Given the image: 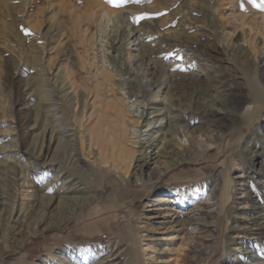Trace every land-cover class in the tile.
<instances>
[{
    "label": "rangeland",
    "instance_id": "rangeland-1",
    "mask_svg": "<svg viewBox=\"0 0 264 264\" xmlns=\"http://www.w3.org/2000/svg\"><path fill=\"white\" fill-rule=\"evenodd\" d=\"M151 1L127 0L120 6L112 4L115 12L109 17L101 15L100 27L98 18L94 23L96 65L110 66L111 57L115 63L114 79L122 85L125 103L134 115L147 111L152 120L150 124L129 122L130 130L140 135L134 146L138 149L140 145L152 144V149L157 142H164L163 133H170L172 128L179 134L170 133L168 137L185 144L176 107L189 99L196 79L219 77L223 81L218 87L208 89L207 97L202 100L213 111L210 119L223 123L221 140L158 177H153V172L163 166L162 158L156 154L148 157L140 170L130 165L123 176L111 164L94 162L98 159L94 146L90 147L91 154L86 155L87 131L94 125L96 115L92 107L94 96L80 88L74 93L64 70V66L73 65L75 69L77 66L64 25L71 19L70 11L83 10L85 0L42 4L35 13L41 20L40 24L38 19L35 21L36 28L26 20L30 0H0V195L5 197L3 190L10 188L17 198L6 202L16 208L24 190L22 186L41 194L40 187L53 180V191L58 188L68 191V184L82 189L67 193L77 201L66 219L35 232H28L26 225L16 224L19 217L26 220L20 216L21 210L15 215L13 212L8 219L6 211L0 210V264L18 261L24 264H189L191 247L205 233L196 224L182 221L188 215L195 216L198 209L191 210L188 197L182 204L174 203L172 197L156 205L152 201L168 190H188L217 175L221 183L226 176H237L241 181L232 190L226 207L216 212L217 243L204 264H222L226 259L230 264H264V171L255 172L260 162L264 163V90L261 98L254 100L241 70L247 65L264 86V53L254 59L241 42L228 45L223 39L225 32L218 22V13L225 16L233 13L226 2H218L220 9L215 0L209 6L199 0H153L157 11L150 14ZM59 5L68 9L66 13L60 12ZM147 23L157 31L150 33ZM120 26L131 32L121 37L117 43L119 50L114 51L107 48L108 37ZM187 36L193 40L188 42ZM144 43L153 48V53L140 60L136 50L143 49L140 45ZM160 73L163 76L156 94L165 95L167 101L169 95L177 98L171 108L162 102L145 104L149 93L158 89L154 82ZM234 85L245 96V101L235 109L228 103V92ZM222 115H228L227 119H222ZM197 126L198 121H192L188 131ZM205 134L195 133L202 142L206 140ZM50 136L44 160L55 161L47 166L38 163L36 157L43 152L46 138ZM80 139L86 145L84 152ZM157 149L153 151L156 153ZM256 151H261L262 156L259 155L254 168L250 163ZM64 167L84 174L87 180L81 181ZM10 170L17 175V186L8 177ZM25 172L36 180L37 186H31L30 180L23 184ZM247 193L250 198H245ZM203 201V196H199L198 202ZM199 211H203L201 207ZM56 213L54 208L48 214L50 221H55ZM252 223L259 224L251 227H260V236L251 234L248 226ZM107 244L112 246L111 250L84 263H78V256L64 258L61 253ZM132 251L137 255L135 260L131 257Z\"/></svg>",
    "mask_w": 264,
    "mask_h": 264
},
{
    "label": "bare ground",
    "instance_id": "bare-ground-1",
    "mask_svg": "<svg viewBox=\"0 0 264 264\" xmlns=\"http://www.w3.org/2000/svg\"><path fill=\"white\" fill-rule=\"evenodd\" d=\"M50 1L56 0H30V5H28L29 13L27 12L28 16L26 20L32 28H36V25H38L35 22L38 19L35 13L39 11L42 4L45 5ZM189 1L193 2L195 0ZM199 1L203 2L204 4H208L212 0ZM215 1L217 2V7L219 8V3L221 2H226L233 8V13H231V16H225L226 14L223 15L222 13H218L220 16V20L218 22H220V27L225 32L223 33V39L226 41V43L230 45L235 44L234 42H241L242 45H244V49L249 54H251L254 59L259 57L261 53H264V0ZM60 3L62 2L60 1ZM151 3L153 6L149 7L148 9V11H150V14L154 13L157 8L156 3H153V0L151 1ZM16 5L18 6V4ZM111 5L112 4L108 3L107 1L105 2L102 0H85V6L82 5V7L84 6L83 10L77 12H74L73 10L70 11L71 19L67 23V25H64L66 26L65 35L69 37V42L71 43L77 60L76 69L73 65L64 66L66 80L69 84V87L73 90L74 93H77L78 89L80 88L85 94H92L94 96L92 107L94 108V114L96 115L94 116V125L89 128V131H87L89 138L86 155H89L90 147L94 146L98 152V159H94V162L98 160L102 165L111 164L112 167L118 170L123 176L124 174H126L127 169L130 167V165L134 164L136 170H140L147 163V158L156 154L157 158H162L160 164H162L163 166L159 170L153 172V177H158L164 171L168 170V168L170 169V167L178 164L185 159L191 158L194 155L197 156L204 153L209 146L214 144L216 145L218 141L221 140V134L219 133H221L220 131L223 128V123L219 124L213 118L210 119V117L213 116V111L207 109L202 100L207 97L208 89L218 87L217 85L223 83V81L219 77H211L212 79L210 78L207 80H205L206 78L204 80L196 79L194 87H192V92L189 93V99H186V103H184L183 106H180L178 108L176 107V116L178 117V120L180 122L178 127L181 128L180 130H182V135L186 137L185 144H180L179 140L168 137V134L170 133L179 134L172 128V131H170V133H163V143L159 141L155 144L154 148H158L156 153L153 151L154 148L151 149L152 144H149L146 147L140 145L137 149L134 145L136 144L137 138H139L140 135L139 133L135 132L136 130H130V127L128 126L129 122L132 121L134 124L142 122H145V124H150L152 120L149 118L147 111L144 113L141 112L139 115H134L128 105L125 103V98L121 94L122 85L119 81L114 79L116 76V73L114 72V60L111 59V57L109 58L110 66H97L95 61L96 53L93 40L94 23L98 18L100 27L102 16L105 15L109 17L110 14L115 12ZM207 6H209V4ZM212 6L214 5L212 4ZM64 7L59 5L58 8L61 10L60 12L66 13L68 9L66 10V7ZM19 9L21 8L19 7ZM100 12H102V14ZM38 21L40 24L41 20L38 19ZM147 25L150 26V33L153 31H157L156 28L153 27L150 23H147ZM37 27L39 28V26ZM130 32L131 29L126 30L124 26H120L117 31H115L108 37L109 47L107 48L118 51L119 45H117V43H119L121 37L123 38L127 36ZM185 38L188 42L190 40H193L190 36H187ZM140 46H143V49L138 48L136 50L137 56L140 60L145 56L151 55L153 53V48L147 46V44L144 43ZM37 55L39 56V54ZM241 70L246 77L248 92L250 93V95H252V97H254V100L258 101L263 94L262 92L264 90V86L258 80L257 76L250 71L247 65H243ZM162 76L163 75L160 73L158 78L154 82V84H156L155 87H157L158 89L151 94L149 93V96L145 100V104L149 106L155 105L158 102H162L166 107L171 108L173 102L177 98L172 99V96L169 95L170 100L167 101L166 97H164L165 95L161 96L159 94H156V92H158L160 89L159 85L161 84ZM167 93L169 94V91ZM177 96L178 98H181V96ZM244 101L245 96L241 93L239 87H235L234 85V87L228 92V103L235 109L238 108ZM135 112L137 111L135 110ZM227 116L228 115H222V119L226 120ZM163 118L164 117L162 116L159 118V120H162ZM192 121H198L199 126H197V129H191L190 131H188V128L190 127V123ZM213 122H216V124H213ZM196 131L206 133V140L204 142L197 139L195 135ZM50 139L51 136L49 138H46L45 149L40 155H38V157H36V161L38 163L41 162L42 165L45 164L47 166H52L53 162L55 161L54 159L50 162H45L44 160L45 151L49 145ZM79 144L82 152H84V149H86V145L84 144L82 139L79 140ZM175 146H178L182 150L178 151ZM136 153L140 154L135 156ZM259 155L262 156L261 151L260 153L256 151L252 155L250 164L251 166L253 165L252 167L254 168L255 163L260 158ZM64 169H67L68 172H70V174L72 175H77V177L80 178L81 181L85 182L87 180V177L84 174L78 173L72 168L64 167ZM263 171L264 163L260 162V167L255 172L260 174L263 173ZM7 172L12 174H8V177L11 178V183L17 186L18 184L15 180L17 175H15V172L11 170ZM27 180H30L31 186H37L36 180L33 177L31 178L29 175L27 176L25 172L24 179L22 180L23 184ZM240 181L241 179L237 176H226V178H224L223 182L221 183L220 177L217 175L208 180H203L196 183L192 188H189L188 190H168L167 193L156 196L152 201V205H156L168 201L170 197H172L174 203L182 204L184 202V198L188 197V200L190 201L192 206L191 210L198 209V211H196V214L194 213L195 216L188 215L182 221L184 224H196V226H198V230L205 233V235L201 237V239L199 237L197 238L199 243H195L191 247L189 252L190 255L188 254L191 258L189 264H204L203 261L207 257V255L215 251V245L217 243L215 227V224L217 222L216 212H220L226 207L232 190L235 189L236 185H239ZM63 183L64 182H62V184L60 185L62 186ZM73 185L74 184H68L70 190L65 192L63 190H60L59 188L53 191L54 182L53 180H50V182L40 187L39 191L41 194H38L36 189L28 191L24 186H22V189L24 190L20 193L21 195L17 199L16 208H14L13 206L10 207L6 201L17 198V196L12 193V190L10 188L6 191L3 190V193H5L6 195L5 197L0 195V210L4 209L6 211V214H8L7 219L13 212L15 215L21 210L20 216L22 218H26V220L32 218V220L27 222L26 220L23 221V219L19 217L16 220V224L19 226L26 225L28 232H35L36 230L46 228L49 225H55V223L58 224L57 222L60 223L62 220L67 218V216L71 213L73 207L72 205H75V202L77 201L76 197L67 195V193H77L82 190H77V186L71 188ZM65 187H67V185ZM199 196H203L204 203L200 204L198 202ZM245 198H250V194L247 193ZM240 203H244V201H241ZM200 207L203 211H199ZM54 208L57 209L56 215L58 217L55 218V221H50L48 214L52 212ZM32 225L36 227H32ZM255 225L259 224L252 223L250 226H248V229L250 228L252 230L251 234L260 236V227H251ZM24 233L26 232L24 231ZM111 249L112 246H109L107 244L104 246H99L97 248L78 249L74 252L64 250L61 253L63 254L62 256H64V258H75L76 256H78V263H84L89 258ZM134 252L135 251H132L131 257L135 260L137 258V255ZM10 264L24 263L18 261L12 262ZM222 264H230L229 259L223 261Z\"/></svg>",
    "mask_w": 264,
    "mask_h": 264
},
{
    "label": "snow or ice",
    "instance_id": "snow-or-ice-1",
    "mask_svg": "<svg viewBox=\"0 0 264 264\" xmlns=\"http://www.w3.org/2000/svg\"><path fill=\"white\" fill-rule=\"evenodd\" d=\"M107 2L113 4V6H120V4L126 3L127 0H107Z\"/></svg>",
    "mask_w": 264,
    "mask_h": 264
}]
</instances>
